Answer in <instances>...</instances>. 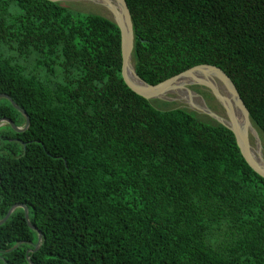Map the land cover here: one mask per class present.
Here are the masks:
<instances>
[{"label":"trees","instance_id":"16d2710c","mask_svg":"<svg viewBox=\"0 0 264 264\" xmlns=\"http://www.w3.org/2000/svg\"><path fill=\"white\" fill-rule=\"evenodd\" d=\"M126 1L145 81L218 66L264 132V0ZM122 67L104 15L0 0V94L31 120L0 128V220L25 204L43 234L34 251L18 208L0 225V264H264V177L234 132L156 107ZM4 117L26 124L5 98Z\"/></svg>","mask_w":264,"mask_h":264},{"label":"water","instance_id":"95a60500","mask_svg":"<svg viewBox=\"0 0 264 264\" xmlns=\"http://www.w3.org/2000/svg\"><path fill=\"white\" fill-rule=\"evenodd\" d=\"M52 2H60L64 3L70 0H49ZM95 1L104 5L110 11L109 16H105L108 19L115 22L121 31V46H122V57H123V67L122 74L125 82L128 86L135 91L137 94L145 97L149 101L154 100H167V101H182L179 99L178 94L176 98L169 97L172 92V88L175 87V84L181 82L182 80L186 81L183 89L189 95L193 97H198L202 101V107H198L196 105H190L191 111H195L199 114H205L210 118L216 120L218 123L226 126L230 130H232L236 136L238 145L242 151L247 162L250 166L261 176L264 177V147L262 144V140L260 137V129L254 123L251 113L246 106L236 84L232 80V78L220 67L202 64L195 67H192L174 77H171L159 84L153 85L145 81L137 72L136 65L134 61V50H135V42L136 35L134 31V23L130 8L126 0H119L121 11L113 12V3L112 0H90ZM200 70H208L211 73H214L225 85V87L230 92V97L222 95L219 91L218 86L214 84V82L210 78H200L197 77L196 74L199 73ZM190 77V78H189ZM202 85L208 89H210L216 98L217 103L222 109L221 113L212 110L208 104L206 103L203 96L193 91L190 85ZM8 99L13 106L20 111L24 117L26 118V124L24 126H18L15 122L7 117L0 119V128L5 124H10L12 128L18 132L23 133L30 127V117L27 111L22 108L18 103L14 101V99L8 94H0V99ZM188 104V103H187ZM251 135H253L257 140V146L254 147L251 142ZM24 151L26 152V144H24ZM1 176H0V185H1ZM1 202V198H0ZM24 208L25 216L29 227L35 230L38 233V242L36 244L35 250H38L41 247L43 234L42 232L32 224L29 216V208L25 204H15L8 211L7 215L0 220V225L7 222V220L11 217V215L18 209ZM32 250H28L30 253ZM30 260V258H29ZM34 264L33 262H30Z\"/></svg>","mask_w":264,"mask_h":264},{"label":"rangeland","instance_id":"374dc122","mask_svg":"<svg viewBox=\"0 0 264 264\" xmlns=\"http://www.w3.org/2000/svg\"><path fill=\"white\" fill-rule=\"evenodd\" d=\"M64 4L67 5L68 7L76 10V11L87 12V13H89V12L98 13V14H102L104 16L110 15V11L108 10V8L104 7L101 3H98V2L96 3L95 1L70 0V1L64 2ZM22 62L29 69V71L33 70L34 62L32 60H30V59L23 60L22 59ZM188 87H190L193 91H195L198 94H200L201 96H203L206 103L208 104V106L212 110L221 113L222 109L220 108L219 104L216 101V98L214 97V95L210 89H208L202 85H197V84L190 85ZM169 97L176 98L177 94L176 93H170ZM197 100H200V99L197 97ZM153 103L156 107H158L160 109L169 110V109H176V108H185V109H188L191 111L190 105L184 101L183 102L182 101H167V100L159 99V100H154ZM193 112H195V111H193ZM197 115L200 119L205 120V121H208L210 119L209 116H207L205 114L197 113ZM259 132H260V137H261L262 144L264 147V132H262L261 130ZM251 142H252V145L254 147L257 146V140L253 135H251Z\"/></svg>","mask_w":264,"mask_h":264},{"label":"bare ground","instance_id":"6f19581e","mask_svg":"<svg viewBox=\"0 0 264 264\" xmlns=\"http://www.w3.org/2000/svg\"><path fill=\"white\" fill-rule=\"evenodd\" d=\"M112 3H113V9H114L113 12L121 11L119 0H112ZM102 5L104 7L107 6V5H104V4H102ZM196 76L200 77V78H210L214 82V84L216 86H218L219 91H220V93L222 95L226 96L227 98H231L230 97V92L228 91V89L225 87L223 82L214 73H211L208 70H200L199 73L196 74ZM185 82L186 81L182 80L181 82H178L177 84H175V87L172 88V92L177 93L179 99L182 100V102L184 101V102H186V103H188L190 105H196L198 107H202V101L201 100H197V97H193V96H191L189 94H186V92L183 89V86L185 85Z\"/></svg>","mask_w":264,"mask_h":264},{"label":"flooded vegetation","instance_id":"af4514ba","mask_svg":"<svg viewBox=\"0 0 264 264\" xmlns=\"http://www.w3.org/2000/svg\"><path fill=\"white\" fill-rule=\"evenodd\" d=\"M29 250H31V249H29Z\"/></svg>","mask_w":264,"mask_h":264}]
</instances>
